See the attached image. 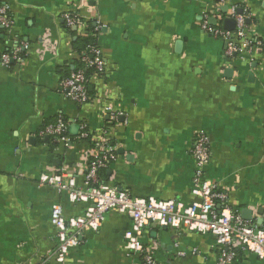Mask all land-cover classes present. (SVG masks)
<instances>
[{
    "label": "crops",
    "instance_id": "crops-1",
    "mask_svg": "<svg viewBox=\"0 0 264 264\" xmlns=\"http://www.w3.org/2000/svg\"><path fill=\"white\" fill-rule=\"evenodd\" d=\"M12 21L0 24V58L28 45L23 63L0 62V264H42L57 248L52 209L77 217L89 203L41 184L43 174L66 170L86 186L93 160L91 138L117 118L116 160L99 175L103 184L132 197L197 201L198 135L211 141L206 176L226 191L229 206L249 211L264 229V0H0ZM247 15L249 36L259 45L244 58H228L226 43L202 22L225 28L232 10ZM81 18L68 27L66 14ZM107 65L93 83L87 105L68 99L60 83L76 69L75 41L89 27ZM111 110V111H110ZM59 117L68 122L70 145L44 133ZM246 219V218H245ZM128 215L110 212L101 229L88 231L65 264H142L129 256ZM142 244L159 264H217L215 237L171 227H148ZM183 253V254H182ZM235 264H264L239 252Z\"/></svg>",
    "mask_w": 264,
    "mask_h": 264
},
{
    "label": "built area",
    "instance_id": "built-area-1",
    "mask_svg": "<svg viewBox=\"0 0 264 264\" xmlns=\"http://www.w3.org/2000/svg\"><path fill=\"white\" fill-rule=\"evenodd\" d=\"M238 11L236 8L232 10L231 16L236 21L234 31L213 25L210 16H205L202 28L205 32L223 39L228 58L243 59L245 53L252 52L259 43L249 36L246 26L247 15ZM65 22L68 27H74L81 23V18L77 14L68 13L65 15ZM0 24L6 30L12 27L6 8L1 10ZM99 29L100 26L94 28L96 32ZM28 48L25 43L15 45L1 55V65L10 67L13 63H23ZM80 60L86 67L93 68L94 74L89 77L82 69L74 70L60 83L59 89L68 99L79 105H87L92 99L90 95L92 84L102 83L107 77V65L96 44L89 45L87 53ZM116 118L115 115L110 116L111 121L100 134L91 137L86 130L87 127L81 126L80 139L91 138L94 147V156L89 165L84 188H77L66 170L57 174L41 175V184L68 192L72 203H89L84 214L69 219L65 217L60 205L53 207L51 220L56 229L57 248L52 261L42 264H65L69 251L80 245L84 233L99 231L110 212L128 215L131 218L132 229L125 236V249L129 256L141 255L142 264H159L142 244L144 232L150 226L171 227L214 236V248L218 253L217 264H235L239 252L254 254L264 259V229L259 224L243 218L240 211L232 209L226 191L221 190L216 182L206 176V168L211 161V141L207 135H198L191 149V155L196 163L193 194L199 198L191 204L185 205L174 199L160 200L154 197L139 199L119 191L114 186L101 183L99 173L116 160L118 146L113 137V122ZM67 129L68 122L59 117L55 123L45 128L44 133L52 136L55 141H62L69 146Z\"/></svg>",
    "mask_w": 264,
    "mask_h": 264
},
{
    "label": "trees",
    "instance_id": "trees-1",
    "mask_svg": "<svg viewBox=\"0 0 264 264\" xmlns=\"http://www.w3.org/2000/svg\"><path fill=\"white\" fill-rule=\"evenodd\" d=\"M95 32L96 31L94 30V27L90 26L89 27V33L87 34V36L81 37L77 41H75V48H77V50H75V52H76L75 54L77 56H79L77 61H76L77 67L75 70L82 69V70H84L85 74L89 77L94 74V69L91 67H86L84 62H82L80 59L87 53V47L89 45H95L96 44V40L94 37ZM102 171H105V169H103ZM100 173H99V175H100Z\"/></svg>",
    "mask_w": 264,
    "mask_h": 264
},
{
    "label": "water",
    "instance_id": "water-1",
    "mask_svg": "<svg viewBox=\"0 0 264 264\" xmlns=\"http://www.w3.org/2000/svg\"><path fill=\"white\" fill-rule=\"evenodd\" d=\"M212 23H215V20L212 21ZM225 28L226 30L228 31H234L235 30V27H236V21L235 19H232V18H228L225 20ZM249 212V211H246L244 210L243 211V215L245 216L246 219H250V213L247 215L246 213Z\"/></svg>",
    "mask_w": 264,
    "mask_h": 264
}]
</instances>
